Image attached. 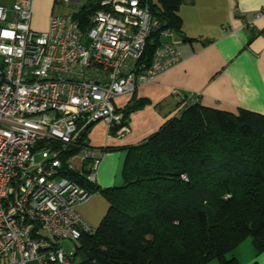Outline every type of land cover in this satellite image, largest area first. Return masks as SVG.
<instances>
[{
    "label": "built area",
    "instance_id": "obj_1",
    "mask_svg": "<svg viewBox=\"0 0 264 264\" xmlns=\"http://www.w3.org/2000/svg\"><path fill=\"white\" fill-rule=\"evenodd\" d=\"M57 2L75 12L52 16L44 32L31 28L33 0L0 5V264H76L92 231L77 208L96 193L72 175L96 186L105 157L80 142L81 129L102 122L109 136L129 134L117 100L181 62L150 0H102L86 27L78 0ZM42 146L50 158L37 162Z\"/></svg>",
    "mask_w": 264,
    "mask_h": 264
},
{
    "label": "trees",
    "instance_id": "obj_2",
    "mask_svg": "<svg viewBox=\"0 0 264 264\" xmlns=\"http://www.w3.org/2000/svg\"><path fill=\"white\" fill-rule=\"evenodd\" d=\"M101 1L88 0L74 14L83 27ZM181 3L150 0V7L180 33ZM157 44L153 35L149 57ZM144 103L123 110L125 121ZM178 104L156 133L126 149L122 186L101 191L72 175L109 205L97 229L82 235L80 264H238L232 253L247 239L264 253V116L218 111L186 97Z\"/></svg>",
    "mask_w": 264,
    "mask_h": 264
},
{
    "label": "crops",
    "instance_id": "obj_3",
    "mask_svg": "<svg viewBox=\"0 0 264 264\" xmlns=\"http://www.w3.org/2000/svg\"><path fill=\"white\" fill-rule=\"evenodd\" d=\"M13 1L0 0V5ZM78 1L82 6L88 0ZM72 12L73 5L57 0H33L31 28L46 31L52 16ZM178 13L181 31L172 40L180 52L179 65L117 100L122 111L138 100L145 102L128 115L129 134L109 136L102 122L81 132L84 143L106 150L96 177L101 191L121 185L126 149L142 143L174 117L179 97L218 111L237 113L244 109L264 116V0H182ZM257 14L261 16L256 18ZM98 195L77 208L87 224L91 213L85 206ZM232 254L238 264H264V253L256 251L251 239Z\"/></svg>",
    "mask_w": 264,
    "mask_h": 264
},
{
    "label": "rangeland",
    "instance_id": "obj_4",
    "mask_svg": "<svg viewBox=\"0 0 264 264\" xmlns=\"http://www.w3.org/2000/svg\"><path fill=\"white\" fill-rule=\"evenodd\" d=\"M172 31V30H171ZM42 32V31H41ZM44 32V31H43ZM174 34H175V32H173ZM135 93V92H134ZM179 99H181V97H179ZM178 99V100H179ZM182 99H183V97H182ZM177 100V102H179ZM120 101V100H119ZM98 123V122H97ZM104 124V123H103ZM105 125V124H104ZM106 126V125H105ZM85 127H87V126H85ZM85 127H83L82 129H81V131L85 128ZM106 129H107V127H106ZM81 131H80V140H82V139H84V136L82 135V133H81ZM87 144V143H86ZM45 146H42L41 148H38V149H36L35 151H34V155H35V159H36V161L37 162H42V161H45V160H47L48 158H50V155H48V153H46V151H45ZM97 149H99V148H97ZM101 150H103L105 153H106V150H104V149H101ZM80 151V149L78 148V147H76V148H74L73 150H72V152L73 153H77V152H79ZM123 168V167H122ZM120 174H122V169H121V171H120ZM122 177V176H121ZM182 178H183V175L181 176ZM123 185V180H122V183H121V185L120 186H122ZM119 186V187H120ZM94 199V198H93ZM85 208H89V210H90V213H91V217H90V221H88V224H89V226L93 229V230H95V229H97V227L99 226V224H100V222H101V220L104 218V216L106 215V213H107V211H108V208H109V205H108V202H107V199L105 198V195H103V194H101L100 193V195H98V197L96 198V199H94V201H92L90 204H87L86 206H85ZM63 246H64V248L68 251L69 250V248H70V246H69V244L68 243H64L63 244ZM79 254L77 255V257L75 258V261L78 263V264H80L81 262H80V259H79Z\"/></svg>",
    "mask_w": 264,
    "mask_h": 264
},
{
    "label": "water",
    "instance_id": "obj_5",
    "mask_svg": "<svg viewBox=\"0 0 264 264\" xmlns=\"http://www.w3.org/2000/svg\"><path fill=\"white\" fill-rule=\"evenodd\" d=\"M90 125H91V124L87 125V127L90 126ZM87 127H85L81 132H83Z\"/></svg>",
    "mask_w": 264,
    "mask_h": 264
}]
</instances>
